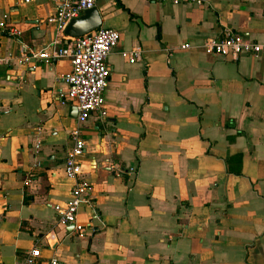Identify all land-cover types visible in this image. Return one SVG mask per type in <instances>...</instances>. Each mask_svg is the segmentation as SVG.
Here are the masks:
<instances>
[{"label": "crops", "instance_id": "crops-1", "mask_svg": "<svg viewBox=\"0 0 264 264\" xmlns=\"http://www.w3.org/2000/svg\"><path fill=\"white\" fill-rule=\"evenodd\" d=\"M201 1H95L119 40L107 115L81 126L92 191L76 235L53 209L71 187L70 61L23 59L51 40L52 5L0 0V20L22 28L0 31V264L35 247L38 264H264V52L234 61L201 44L223 26L264 42V0ZM136 46L137 62L119 52Z\"/></svg>", "mask_w": 264, "mask_h": 264}, {"label": "built area", "instance_id": "built-area-1", "mask_svg": "<svg viewBox=\"0 0 264 264\" xmlns=\"http://www.w3.org/2000/svg\"><path fill=\"white\" fill-rule=\"evenodd\" d=\"M52 10L45 18V23L52 24L53 36L41 50L31 49L24 54V60H40L43 64H52L60 59L70 61L69 70L62 75L66 83L65 103L76 109L74 127L69 131L70 147L62 164V174L71 183L69 198L63 203L53 205L58 223L72 224L76 235L85 234L84 226L78 223L77 211L82 202L91 196L92 185L81 176L82 156L85 151V139L81 126L90 116L98 119L106 117L104 92L109 83L107 57L115 49L119 33L116 29L97 27L80 34L78 37H68L64 29L70 20L79 17L82 12L93 7L96 0H49ZM165 4L178 5L183 2L202 4L201 0H154ZM21 27L8 23L6 18L0 20V31L9 37H18ZM206 52L229 56L234 61L241 55H259L264 52V42L249 41L229 26L221 27L216 35L207 37L201 43ZM189 42H184L180 49L188 48ZM120 54L129 62L141 60L142 49L139 46L121 49ZM7 59L0 58V64ZM35 150L39 144L35 143ZM39 252L35 247L28 250L23 264H38ZM58 259L52 257L49 264H57Z\"/></svg>", "mask_w": 264, "mask_h": 264}, {"label": "water", "instance_id": "water-1", "mask_svg": "<svg viewBox=\"0 0 264 264\" xmlns=\"http://www.w3.org/2000/svg\"><path fill=\"white\" fill-rule=\"evenodd\" d=\"M101 26V20L94 7L85 9L82 14L69 21L64 34L68 37H78L80 34ZM69 117H76V109L73 105L68 107Z\"/></svg>", "mask_w": 264, "mask_h": 264}]
</instances>
